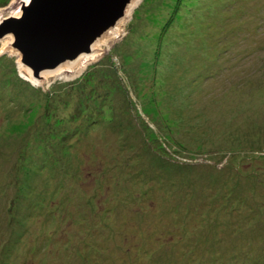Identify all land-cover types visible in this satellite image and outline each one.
<instances>
[{"label": "rangeland", "instance_id": "rangeland-1", "mask_svg": "<svg viewBox=\"0 0 264 264\" xmlns=\"http://www.w3.org/2000/svg\"><path fill=\"white\" fill-rule=\"evenodd\" d=\"M101 48L0 54V264H264V0H141Z\"/></svg>", "mask_w": 264, "mask_h": 264}, {"label": "water", "instance_id": "water-1", "mask_svg": "<svg viewBox=\"0 0 264 264\" xmlns=\"http://www.w3.org/2000/svg\"><path fill=\"white\" fill-rule=\"evenodd\" d=\"M134 1L13 0L12 12L0 20V54L16 55L21 76L37 85L80 72L102 53L100 43L110 39L106 33L119 37L120 29L113 28L128 19Z\"/></svg>", "mask_w": 264, "mask_h": 264}, {"label": "bare ground", "instance_id": "bare-ground-1", "mask_svg": "<svg viewBox=\"0 0 264 264\" xmlns=\"http://www.w3.org/2000/svg\"><path fill=\"white\" fill-rule=\"evenodd\" d=\"M140 1L141 0H136V1H134L131 5H130V7L128 8V16L130 17V14L132 13V11H133V9L140 3ZM128 17V18H129ZM125 22V18H121L116 24H115V27L113 28V29H117V30H119L120 29V27H121V25L123 24ZM118 34H119V32H118ZM112 34H108V33H106V35H105V37L106 36H110V38H114L115 37V35H112ZM117 36V35H116ZM103 42H104V40H102V42L100 43V47L98 48V50H102V48H101V46L103 45ZM67 68H74V65H70V66H66ZM63 74V73H62ZM54 75H59V74H54ZM29 76V75H28ZM28 79H30V80H32L31 79V77L29 76L28 77ZM33 81V80H32ZM33 82H35V81H33Z\"/></svg>", "mask_w": 264, "mask_h": 264}, {"label": "trees", "instance_id": "trees-1", "mask_svg": "<svg viewBox=\"0 0 264 264\" xmlns=\"http://www.w3.org/2000/svg\"><path fill=\"white\" fill-rule=\"evenodd\" d=\"M264 64V63H263ZM264 68V67H263Z\"/></svg>", "mask_w": 264, "mask_h": 264}]
</instances>
